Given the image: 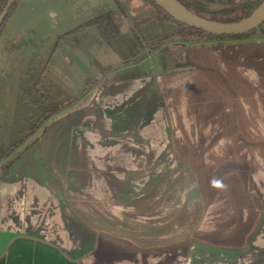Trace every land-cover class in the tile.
Returning a JSON list of instances; mask_svg holds the SVG:
<instances>
[{
  "label": "crops",
  "instance_id": "0c3cea01",
  "mask_svg": "<svg viewBox=\"0 0 264 264\" xmlns=\"http://www.w3.org/2000/svg\"><path fill=\"white\" fill-rule=\"evenodd\" d=\"M101 4L19 0L0 40L34 47L24 17L71 28ZM129 27L46 65L70 95L97 82L0 161V264H264V36L180 41L170 68Z\"/></svg>",
  "mask_w": 264,
  "mask_h": 264
},
{
  "label": "trees",
  "instance_id": "16d2710c",
  "mask_svg": "<svg viewBox=\"0 0 264 264\" xmlns=\"http://www.w3.org/2000/svg\"><path fill=\"white\" fill-rule=\"evenodd\" d=\"M7 1L0 0V13ZM112 1L113 8L108 4H101L94 8L90 16L57 34L42 53L31 51L24 57L18 66L14 106L4 107V112H0V161L36 132L46 120L72 106L80 93L86 92L97 82L96 77H86L80 93L70 95L46 74V65L52 61L53 54L62 51V46H66L71 52L81 51L90 55L92 49L103 46L117 36L124 17L130 23L128 36L133 44L149 51L162 49L175 39L201 42L250 37L256 33L264 36V21L246 33L213 35L176 21L151 0ZM177 1L200 17L217 22H232L248 16L262 0ZM18 2L19 0H13L8 7L0 24V31ZM7 125L13 128L11 140L7 138Z\"/></svg>",
  "mask_w": 264,
  "mask_h": 264
},
{
  "label": "rangeland",
  "instance_id": "374dc122",
  "mask_svg": "<svg viewBox=\"0 0 264 264\" xmlns=\"http://www.w3.org/2000/svg\"><path fill=\"white\" fill-rule=\"evenodd\" d=\"M49 3H43L40 11L46 12L49 10ZM85 15L78 16L76 21L73 23H76L78 20H82ZM23 24L28 26H25L26 29H29L28 33L31 36H35V40L33 41L34 47L31 46L30 43L24 44L22 46L20 45H14L12 47H9L8 44L2 42L0 40V112L3 113V108H11L14 106L15 103V86L16 82L18 81V66L21 65L24 57L31 51H36L38 53H42V50L50 40L56 37L57 34L69 29V26L66 27H60L56 25L49 24V20L44 19H33L32 22H29V17L23 18ZM66 22H70L69 20H66ZM20 24H22V20H16L12 26L19 27ZM72 26V25H71ZM31 27V28H30ZM44 38V39H43ZM43 39V40H42ZM184 46L180 40H173L169 42L166 46H164L163 49L160 50V53H162V58H167L171 61L170 68H177L179 66V52L181 47ZM159 53V55H160ZM49 122L47 126L40 127L36 132H34L31 136H29L24 142H22L15 150H13L10 153V157L12 158L15 153L22 152L23 149L26 148V145L29 144L32 140L40 137L42 133V129H47L46 132L49 130ZM7 130V138L11 140V129L9 125ZM46 134V133H45ZM43 134L42 137L45 136Z\"/></svg>",
  "mask_w": 264,
  "mask_h": 264
},
{
  "label": "water",
  "instance_id": "95a60500",
  "mask_svg": "<svg viewBox=\"0 0 264 264\" xmlns=\"http://www.w3.org/2000/svg\"><path fill=\"white\" fill-rule=\"evenodd\" d=\"M13 0H8L0 13V24ZM176 21L213 35H236L255 29L264 21V0L245 18L232 22H217L200 17L177 0H151Z\"/></svg>",
  "mask_w": 264,
  "mask_h": 264
}]
</instances>
